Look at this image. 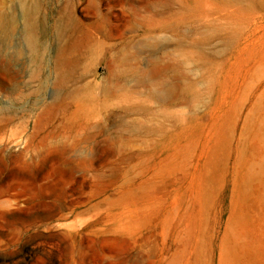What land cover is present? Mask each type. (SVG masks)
<instances>
[{
	"label": "rangeland",
	"instance_id": "obj_1",
	"mask_svg": "<svg viewBox=\"0 0 264 264\" xmlns=\"http://www.w3.org/2000/svg\"><path fill=\"white\" fill-rule=\"evenodd\" d=\"M0 20V264H264V0Z\"/></svg>",
	"mask_w": 264,
	"mask_h": 264
},
{
	"label": "bare ground",
	"instance_id": "obj_2",
	"mask_svg": "<svg viewBox=\"0 0 264 264\" xmlns=\"http://www.w3.org/2000/svg\"><path fill=\"white\" fill-rule=\"evenodd\" d=\"M23 8V15L25 16V28H24V34H25V39L31 49H36L37 47V41L35 38L34 30H35V23L32 19L31 16V11L28 9V6L25 4V2L22 4ZM4 20V19H3ZM2 21L0 20V36L4 32L5 28L3 27V24L1 23ZM5 26V25H4Z\"/></svg>",
	"mask_w": 264,
	"mask_h": 264
}]
</instances>
